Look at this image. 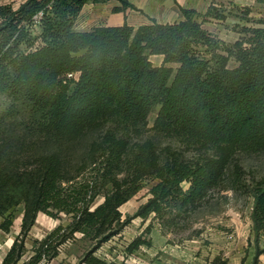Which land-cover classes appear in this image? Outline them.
Masks as SVG:
<instances>
[{
	"label": "trees",
	"instance_id": "16d2710c",
	"mask_svg": "<svg viewBox=\"0 0 264 264\" xmlns=\"http://www.w3.org/2000/svg\"><path fill=\"white\" fill-rule=\"evenodd\" d=\"M88 1L99 0L0 5V97L9 99L0 109V229L9 231L21 216L25 236L41 212L68 220L27 260L24 240L16 239L1 264H46L41 260L56 256L75 232L91 242L79 262L109 264L95 250L133 218L151 217L147 234L155 221L162 232H176L221 186L235 151H264V11L251 17L250 6L241 8L235 15L245 24L223 43L203 21L231 9L222 14L211 5L198 20L197 11L181 7L173 22L78 29ZM154 108L155 135L221 154L187 159L152 139L132 141L129 133L139 135ZM109 118L116 121L104 132L99 126ZM141 194L145 202L123 219L120 206ZM253 195L254 227L264 231V179ZM142 244L151 240L137 236L127 249ZM261 253L264 246L251 264H260Z\"/></svg>",
	"mask_w": 264,
	"mask_h": 264
},
{
	"label": "rangeland",
	"instance_id": "374dc122",
	"mask_svg": "<svg viewBox=\"0 0 264 264\" xmlns=\"http://www.w3.org/2000/svg\"><path fill=\"white\" fill-rule=\"evenodd\" d=\"M25 0H0V5L11 3L17 8ZM120 1V0H119ZM131 5L134 18L149 17L153 14L161 21H173L179 17L176 2L165 3L164 0H127ZM214 7L222 14H229L218 21L216 17H208L204 27L223 43L238 32L237 26L245 24L235 14L240 13L239 7L248 5L252 8L249 16L258 17L264 11V4L256 0H213ZM236 1V2H235ZM116 0L93 1L85 7L78 24L94 27L106 23L110 11H114ZM91 3V2H90ZM121 3V2H120ZM235 3V4H234ZM234 4V5H233ZM178 13V15H177ZM181 14V12H180ZM148 18V20H149ZM240 22V24H238ZM236 35V34H235ZM157 63L158 58H153ZM9 104V99L0 97V109ZM158 108H154L147 118L144 130L138 135L134 131L129 138L135 141L139 138L152 139L163 151H173L182 154L187 159L217 157L221 151L212 145H202L182 140L176 136L155 135L152 129ZM116 120L109 118L99 126L104 132L114 125ZM131 128V127H130ZM124 130L122 124L117 131ZM264 179V151H235L229 157L222 175L221 186L211 191L208 198L201 202L187 218L185 227L175 231L162 232L157 221L147 234L144 230L151 217L133 218L120 234L114 235L104 242L94 252L109 264H214L215 259L226 264H251L256 258L258 247L264 246V231L256 230L253 223L252 211L254 205L253 187ZM147 197L134 196L120 206L122 218L133 215ZM66 216H50L39 213L35 223L25 236L21 231V216H18L9 231L0 229V264L18 239L24 240L22 259L27 260L34 254V247L59 224L66 225ZM150 239L151 244H142L139 248L128 251L127 246L135 237ZM23 237V239H22ZM88 238H83L79 232L73 237H67L59 245L58 254L51 259L43 258L40 263L46 264H88L79 262L83 253L90 247ZM257 260L264 264V254H259Z\"/></svg>",
	"mask_w": 264,
	"mask_h": 264
},
{
	"label": "crops",
	"instance_id": "0c3cea01",
	"mask_svg": "<svg viewBox=\"0 0 264 264\" xmlns=\"http://www.w3.org/2000/svg\"><path fill=\"white\" fill-rule=\"evenodd\" d=\"M92 2L93 1H88L87 3H85L83 8H82V10H81V12H80V14L78 15V18L76 19V27L78 29H90V28H92V27L87 25L86 21L83 22V25L78 24L79 19H80L81 15L83 14L85 7L88 6L89 4H92ZM164 2L165 3L168 2L169 4L172 3V2H176L177 3L178 10H179V17H177L173 21H176V20H179V19L182 18L181 14H180V12H181L180 8L181 7L182 8H187V9H194L198 13V15H197L198 20H202V15L208 10V8L211 5H216V3H214L213 0H164ZM128 6H130V5H124L121 0L120 1L116 0V2L113 4L114 11H110L109 12V15L107 16L106 23L97 24L95 26L122 25L124 23H127L129 25L137 27L139 25H142L144 23L149 22L150 19H152V18L156 19V16L153 15V14H149V16H150V18L148 17L149 20H148L147 17L134 18L133 14L131 13L133 9H130V7H128ZM241 8H242V6L239 7V9H241ZM177 15H178V13H177ZM157 18L158 19H156V20L159 21V22L169 21V20L161 21L160 17H157ZM216 20L220 21L222 19L219 18V19H216ZM173 21H169V22H173ZM238 24H240V22ZM203 26H204V21H203ZM237 28H238V32H236V33L234 32L233 33L234 35H232L231 39H227L225 43H231V42H233L234 40L237 39V37L239 35V28L240 27L237 26ZM155 57L158 58V62L157 63L153 62V63L154 64H160L162 62V60H163V55H152V57H151L152 61H153V58H155Z\"/></svg>",
	"mask_w": 264,
	"mask_h": 264
},
{
	"label": "built area",
	"instance_id": "2783aa9c",
	"mask_svg": "<svg viewBox=\"0 0 264 264\" xmlns=\"http://www.w3.org/2000/svg\"><path fill=\"white\" fill-rule=\"evenodd\" d=\"M76 73H69L68 76H74Z\"/></svg>",
	"mask_w": 264,
	"mask_h": 264
}]
</instances>
